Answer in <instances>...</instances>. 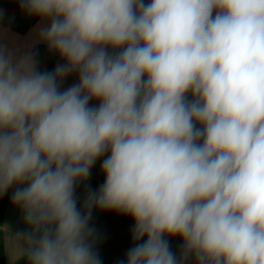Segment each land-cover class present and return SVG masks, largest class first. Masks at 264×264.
<instances>
[{"label": "clouds", "instance_id": "9594fccd", "mask_svg": "<svg viewBox=\"0 0 264 264\" xmlns=\"http://www.w3.org/2000/svg\"><path fill=\"white\" fill-rule=\"evenodd\" d=\"M20 4L65 63L0 42V196L17 186L30 229L5 243L29 264H101L99 208L134 221L120 264H264V0Z\"/></svg>", "mask_w": 264, "mask_h": 264}, {"label": "crops", "instance_id": "0c3cea01", "mask_svg": "<svg viewBox=\"0 0 264 264\" xmlns=\"http://www.w3.org/2000/svg\"><path fill=\"white\" fill-rule=\"evenodd\" d=\"M145 2L147 3L148 0ZM45 25L46 22L41 21L40 18L29 16L26 11L22 10L20 0H0V42L17 56L31 53L36 59L40 71H46L56 55V52L50 51L47 44L42 42L40 38V29ZM63 63L65 62L60 64ZM77 82L78 74H70L61 82V90ZM187 98L192 99L191 93L188 94ZM98 103V101L90 102L92 105H98ZM107 155L108 153L105 154V157L98 159L91 169L89 178L77 185L75 196L78 207H83L89 191H97L104 183L105 176L101 171V164ZM16 187L15 185L11 187L9 192L4 219V225L7 226L8 232H3L4 237L30 231L29 226L24 221L22 209L12 201ZM90 226L95 231L94 250L98 253L101 264H120V261L126 260V253L134 244L132 240L134 221L130 216H125L116 211L93 208ZM166 239H168L172 251L179 256L182 240L179 237H166ZM5 254L7 264H29L26 255L19 257L18 252L6 243ZM187 264H196V262L190 259Z\"/></svg>", "mask_w": 264, "mask_h": 264}, {"label": "trees", "instance_id": "16d2710c", "mask_svg": "<svg viewBox=\"0 0 264 264\" xmlns=\"http://www.w3.org/2000/svg\"><path fill=\"white\" fill-rule=\"evenodd\" d=\"M61 62H65V61L62 60V58L59 56L58 53H56L54 61L47 67L46 71L53 72L56 66ZM9 192H10V188L5 194L0 196V225H4L5 213L9 199ZM0 264H7L6 254H5L4 233L2 231H0Z\"/></svg>", "mask_w": 264, "mask_h": 264}]
</instances>
